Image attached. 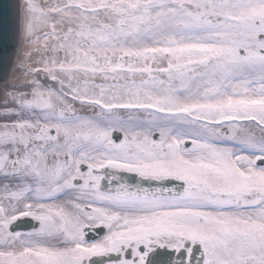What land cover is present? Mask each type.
Instances as JSON below:
<instances>
[{
  "label": "snow or ice",
  "instance_id": "snow-or-ice-1",
  "mask_svg": "<svg viewBox=\"0 0 264 264\" xmlns=\"http://www.w3.org/2000/svg\"><path fill=\"white\" fill-rule=\"evenodd\" d=\"M21 9L0 264H264V0Z\"/></svg>",
  "mask_w": 264,
  "mask_h": 264
},
{
  "label": "water",
  "instance_id": "water-1",
  "mask_svg": "<svg viewBox=\"0 0 264 264\" xmlns=\"http://www.w3.org/2000/svg\"><path fill=\"white\" fill-rule=\"evenodd\" d=\"M22 0H0V88L8 81L18 60L22 43ZM1 97V89H0ZM33 224L19 221L15 229H31ZM95 237L99 234L96 232Z\"/></svg>",
  "mask_w": 264,
  "mask_h": 264
},
{
  "label": "bare ground",
  "instance_id": "bare-ground-1",
  "mask_svg": "<svg viewBox=\"0 0 264 264\" xmlns=\"http://www.w3.org/2000/svg\"><path fill=\"white\" fill-rule=\"evenodd\" d=\"M20 52H19V57L18 60L14 66V69L10 75V78L8 79L7 82L3 83L1 85L2 89V98H1V103L4 102L5 97H6V93H7V88L9 86H20L24 80V69L21 68L19 66L20 62L24 59L23 53L26 51V43L25 40L23 38V34H22V43L20 46Z\"/></svg>",
  "mask_w": 264,
  "mask_h": 264
},
{
  "label": "flooded vegetation",
  "instance_id": "flooded-vegetation-1",
  "mask_svg": "<svg viewBox=\"0 0 264 264\" xmlns=\"http://www.w3.org/2000/svg\"><path fill=\"white\" fill-rule=\"evenodd\" d=\"M22 219H26V221L27 220H31L30 218H22ZM21 220V219H20ZM33 221V220H32ZM100 229H98L97 231H99ZM19 231H21V230H19ZM27 231H29V230H27ZM102 236H100V238H101Z\"/></svg>",
  "mask_w": 264,
  "mask_h": 264
},
{
  "label": "rangeland",
  "instance_id": "rangeland-1",
  "mask_svg": "<svg viewBox=\"0 0 264 264\" xmlns=\"http://www.w3.org/2000/svg\"><path fill=\"white\" fill-rule=\"evenodd\" d=\"M12 87H13V86L6 87V88H7V92H8Z\"/></svg>",
  "mask_w": 264,
  "mask_h": 264
}]
</instances>
